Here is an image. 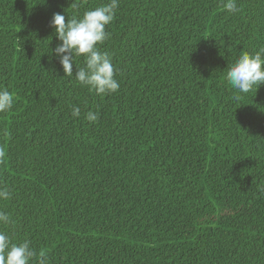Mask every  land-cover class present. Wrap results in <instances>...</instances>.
Wrapping results in <instances>:
<instances>
[{
    "label": "trees",
    "instance_id": "trees-1",
    "mask_svg": "<svg viewBox=\"0 0 264 264\" xmlns=\"http://www.w3.org/2000/svg\"><path fill=\"white\" fill-rule=\"evenodd\" d=\"M109 2L0 0V231L29 264H264V84L226 78L264 48V0H119L98 47L120 87L97 95L51 20Z\"/></svg>",
    "mask_w": 264,
    "mask_h": 264
},
{
    "label": "clouds",
    "instance_id": "clouds-1",
    "mask_svg": "<svg viewBox=\"0 0 264 264\" xmlns=\"http://www.w3.org/2000/svg\"><path fill=\"white\" fill-rule=\"evenodd\" d=\"M118 7L119 0H110L105 5L86 10L79 18L72 17L66 22L65 15L54 13L51 20L55 36L60 41L51 51L59 60L65 77H73V63H76L77 57H82L84 66L77 65L74 77L97 95L114 93L120 87L111 58L98 47L108 37L105 29L113 21ZM225 7L232 13L238 11L235 0H227ZM226 78L231 87L240 93H248L264 84V48L254 53L242 52L228 66ZM12 104L13 95L7 89H0V112L9 110ZM80 114L79 106L73 105L72 116L79 117ZM86 118L95 122L98 114L89 111ZM9 195L6 188H0V199H7ZM10 222L9 215L0 211V224ZM34 255L29 241L11 243L8 235L0 231V264H29ZM40 264H44V258H41Z\"/></svg>",
    "mask_w": 264,
    "mask_h": 264
}]
</instances>
